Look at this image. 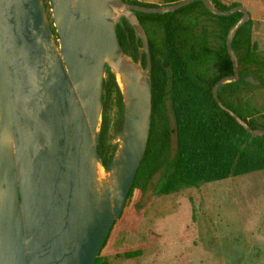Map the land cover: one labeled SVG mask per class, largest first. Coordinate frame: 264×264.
<instances>
[{"label": "water", "instance_id": "1", "mask_svg": "<svg viewBox=\"0 0 264 264\" xmlns=\"http://www.w3.org/2000/svg\"><path fill=\"white\" fill-rule=\"evenodd\" d=\"M195 2L216 17L242 15L226 39L233 74L219 79L212 93L249 134L264 137L218 97L220 86L240 79L232 42L250 20L243 6L218 11L210 0L162 7L49 0L51 24L44 0H0V264H94L122 213L150 134L149 39L137 13L165 15ZM122 19L141 42L136 61L119 45ZM106 69L123 105L107 169L97 148ZM245 82L260 84L253 76Z\"/></svg>", "mask_w": 264, "mask_h": 264}, {"label": "trees", "instance_id": "2", "mask_svg": "<svg viewBox=\"0 0 264 264\" xmlns=\"http://www.w3.org/2000/svg\"><path fill=\"white\" fill-rule=\"evenodd\" d=\"M126 3L155 6L135 0ZM183 0H164L166 5ZM218 11H227L237 3L226 5L222 0H210ZM195 2L176 12L165 15L137 13L140 23L150 28L163 27V39L157 42L149 38L151 60L152 116L148 145L134 182L130 188L121 215L111 227L94 264H109L105 258L110 237L116 225L126 223L130 233L137 232L142 218L138 206L145 183L159 168L162 176L156 188L157 195H170L186 188L264 171V137L249 134L229 114L216 104L212 89L222 76L233 74L226 44L219 51H212L206 44L184 38L185 27L178 15L195 6ZM240 13L228 17H215L228 32L241 18ZM151 32V29H150ZM252 21L240 27L232 42L239 60L240 79L219 87L221 103L239 116L251 129L264 130V110L253 106L248 98V89H264V59H260L251 43ZM119 45L124 53L135 61L141 42L136 39L131 26L122 19L116 29ZM199 47L197 50L196 48ZM209 59L224 61L222 75L208 78L205 62ZM146 66V58L142 57ZM202 69L201 73L196 70ZM253 76L260 82L253 86L245 78ZM113 103L117 108L114 131L120 135L123 122L122 96L114 75L106 69L103 87V112L99 126L98 153L105 169L111 163L117 144L110 143V111ZM172 119V121H171ZM175 136L176 151L172 159L168 152L172 136ZM143 177V178H142ZM150 239L158 234L147 232ZM142 246L128 247L124 256L128 259L141 256Z\"/></svg>", "mask_w": 264, "mask_h": 264}, {"label": "rangeland", "instance_id": "3", "mask_svg": "<svg viewBox=\"0 0 264 264\" xmlns=\"http://www.w3.org/2000/svg\"><path fill=\"white\" fill-rule=\"evenodd\" d=\"M135 1L154 7L169 6L164 0ZM222 1L226 5L237 3L247 10L252 21L251 43L260 59H264V0ZM44 3L52 24L49 0ZM215 17L201 5L179 14L185 27L184 38L206 44L212 51L222 50L227 31ZM150 29L145 26L148 39L153 31L154 39L160 42L163 27ZM223 65L224 61L209 59L203 70L208 78H214L223 74ZM247 93L251 104L264 110V89H248ZM116 114L113 103L108 135L111 144H117L120 136L114 131ZM175 151L173 135L169 160ZM162 172V168L155 171L142 188L138 203L142 218L137 232L130 233L125 222L114 228L105 255L109 264H264V171L157 195ZM150 230L159 237L150 239ZM134 246L143 247L142 255L126 258L125 248Z\"/></svg>", "mask_w": 264, "mask_h": 264}, {"label": "flooded vegetation", "instance_id": "4", "mask_svg": "<svg viewBox=\"0 0 264 264\" xmlns=\"http://www.w3.org/2000/svg\"><path fill=\"white\" fill-rule=\"evenodd\" d=\"M143 56H144V55H143ZM143 56H142V57H143ZM144 57H145V56H144Z\"/></svg>", "mask_w": 264, "mask_h": 264}]
</instances>
